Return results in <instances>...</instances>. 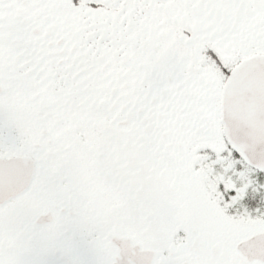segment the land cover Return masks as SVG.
<instances>
[{
  "label": "flooded vegetation",
  "instance_id": "flooded-vegetation-1",
  "mask_svg": "<svg viewBox=\"0 0 264 264\" xmlns=\"http://www.w3.org/2000/svg\"><path fill=\"white\" fill-rule=\"evenodd\" d=\"M151 1L171 2L0 0V161L31 177L0 204V264H115V238L154 251L152 264H211L227 255L222 238L208 246L213 229L225 238L264 214V173L221 123L231 70L264 53V20L190 30L162 10L156 40L134 43L130 7ZM261 233L234 239L235 262Z\"/></svg>",
  "mask_w": 264,
  "mask_h": 264
},
{
  "label": "water",
  "instance_id": "water-1",
  "mask_svg": "<svg viewBox=\"0 0 264 264\" xmlns=\"http://www.w3.org/2000/svg\"><path fill=\"white\" fill-rule=\"evenodd\" d=\"M221 123L225 139L242 160L264 173V54L240 61L224 83L221 96ZM18 160L0 161V204L22 194L31 177ZM120 250L115 264H152L154 251L132 246L130 239L115 238ZM248 263H264V233L237 245Z\"/></svg>",
  "mask_w": 264,
  "mask_h": 264
},
{
  "label": "rangeland",
  "instance_id": "rangeland-1",
  "mask_svg": "<svg viewBox=\"0 0 264 264\" xmlns=\"http://www.w3.org/2000/svg\"><path fill=\"white\" fill-rule=\"evenodd\" d=\"M251 1H252L250 2L251 7L248 8L247 11L243 9L244 4L242 0H238V1L237 0H171V2H165V3L160 2L158 4L156 1H153L156 3H153L152 1L151 3H143L144 5L150 4L148 5V7H145V8H149L151 12L150 13L141 12L142 16L136 17L137 21L142 23V25L140 27H134L133 32H131V36L132 37L135 36V38H133V40L135 41L134 43L138 42V44H140L142 42L141 40L143 39L144 35L146 38L149 37L147 42H154L158 34L161 33L160 32L161 30H158L156 34L150 33V32L155 31L154 30L155 27H158V24L156 22H153L154 24H151L152 19L156 18V15H154L153 13L162 11V10L173 12L171 16H169L170 18H172L173 16V24H172L173 28H179V25H181L182 22L180 23L177 20L181 18L182 20L185 21L184 26H188L190 30L192 27L198 30H200L199 28L201 27L208 28L209 25L212 23L215 24L214 29L218 28L219 30H221L223 29L225 25L226 26L228 25V22L231 21V19L233 21L235 17L237 18L242 17L241 22H242L243 28L249 27L248 24L250 20L254 21L253 26H256L255 21L258 22V26H259L261 22L263 23V20H264L262 18V14H264V0H251ZM124 5L127 6L128 4L124 3ZM127 8H128L127 10H129L128 6ZM135 11L139 12L140 10L138 11L136 9ZM247 12L250 14L249 15L250 18L249 17L247 18L245 16ZM163 17L165 18L164 15ZM245 23L247 24L245 25ZM176 32L178 33L180 31L177 29ZM227 34L226 33L224 34V38H226ZM161 194L162 193L155 195L156 201H158L157 196L161 198L162 196ZM182 196L183 194H180L177 197L178 201L180 200ZM165 207H168V205H166ZM173 210L175 209L173 208ZM134 214L136 215V217H140V214L138 212H134ZM237 216L241 217L240 214H237ZM138 220L141 223V220L140 219ZM201 225L202 223H199L198 227L203 232H205L206 230H209V228L201 227ZM133 228L135 229V231L137 230L139 232L140 228H137V229L136 227H133ZM120 230H123V226L120 228ZM151 231H152L151 228L143 229V234L144 235L152 234ZM213 231H215L217 234L209 240L208 246L219 248L221 247L220 240L223 239L222 240L223 241L222 250L223 251L225 250L224 252H226L227 255L225 258L218 259L216 263L214 262L211 264H264L258 261H255L253 263H247V262L242 263L240 261L235 262L233 254H229L230 252L233 251L232 247L235 243L234 239H238L241 235L246 237L247 235L264 231V214L261 216L260 213H257V215L254 218L249 219L248 223L245 222L242 227H240V225L233 226L230 233H228L229 236H226L225 238H223L224 234H221V232H219L217 228L213 229ZM244 237H240V238H244ZM135 240L142 243L143 246L147 245L146 241L142 242L140 241L138 237H136ZM150 244L152 245L153 243H150Z\"/></svg>",
  "mask_w": 264,
  "mask_h": 264
},
{
  "label": "trees",
  "instance_id": "trees-1",
  "mask_svg": "<svg viewBox=\"0 0 264 264\" xmlns=\"http://www.w3.org/2000/svg\"><path fill=\"white\" fill-rule=\"evenodd\" d=\"M237 1H238V0H237ZM242 1H243V4H244V5H243V6H244L243 9H245V10L247 11V9L251 7V3H250V2H252V1H251V0H242ZM144 7H145V6H144ZM136 9H137L138 11H139V10H140V11L142 10L143 12H146V13H150V12H151V10H150L149 8H142L141 6H137V5H134V4H133V6L130 7V10H129V11H131L132 14H134V15H133L134 18H136L137 15L140 16V13H139L140 11H139V12H136V11H135ZM246 11H245V12H246ZM176 33H177V32H175V34H176ZM182 35H184V38H185V36H187V35H189V34H187V33H185V32H184L183 34H182V33H179V32L176 34L177 37H180V36H182ZM181 42H183V40H181Z\"/></svg>",
  "mask_w": 264,
  "mask_h": 264
}]
</instances>
